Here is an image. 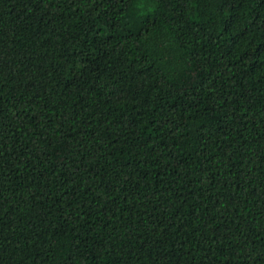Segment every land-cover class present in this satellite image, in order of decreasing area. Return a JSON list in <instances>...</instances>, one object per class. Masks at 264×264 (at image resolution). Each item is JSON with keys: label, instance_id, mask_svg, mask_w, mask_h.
<instances>
[{"label": "trees", "instance_id": "16d2710c", "mask_svg": "<svg viewBox=\"0 0 264 264\" xmlns=\"http://www.w3.org/2000/svg\"><path fill=\"white\" fill-rule=\"evenodd\" d=\"M0 264H264V0H0Z\"/></svg>", "mask_w": 264, "mask_h": 264}]
</instances>
